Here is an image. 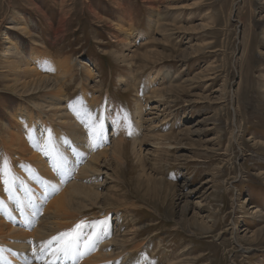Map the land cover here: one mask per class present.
<instances>
[{
    "label": "rangeland",
    "instance_id": "rangeland-1",
    "mask_svg": "<svg viewBox=\"0 0 264 264\" xmlns=\"http://www.w3.org/2000/svg\"><path fill=\"white\" fill-rule=\"evenodd\" d=\"M7 39L74 62L70 103L84 89L120 112L125 158L100 161L101 200L84 215L112 209V264H264V0H0V142L13 113L45 96L24 94L38 75L20 86L18 57L6 68ZM160 69L178 79L153 94Z\"/></svg>",
    "mask_w": 264,
    "mask_h": 264
},
{
    "label": "bare ground",
    "instance_id": "bare-ground-1",
    "mask_svg": "<svg viewBox=\"0 0 264 264\" xmlns=\"http://www.w3.org/2000/svg\"><path fill=\"white\" fill-rule=\"evenodd\" d=\"M152 16L159 20L151 19V23H161L159 14ZM7 40L9 44L4 46L3 54L11 56L6 68L14 63L13 57H18L20 66L17 74L21 73L23 77V80L21 76L18 78L20 86L22 83L30 84L31 81L27 79L38 75L24 94L30 96L37 89H43L45 96L42 101L23 103L13 113V121L1 131L0 169L6 174L5 179L15 177L16 182L9 185L11 191H5V185L0 182V264H112L116 258L111 249L115 240L107 234L112 209L99 210L106 217L102 231L96 218L92 220L94 215H84L88 210H93L101 198L103 166L100 161L104 158L120 162L125 158L127 134L120 112L116 110L117 107L112 111L111 105L103 109L98 97L94 94L89 96L84 89L80 101L70 103L65 88L69 81L76 78L74 62L56 60L50 56L51 53L25 56L18 52L14 43ZM38 66L56 68V71L51 73L53 76L48 74V77L40 78V73L35 71ZM85 72L91 74L86 68ZM164 75L171 83L178 79V76L173 77L170 70L160 69L151 73L149 78L152 79L148 82L149 88L154 89L153 94L159 93L155 91L156 84ZM83 104L86 105L84 113L81 111ZM144 111L142 103L136 104L138 127L133 136L136 149L143 140ZM110 125L114 132L108 135ZM110 137H115L113 145L109 143ZM57 194L59 196L54 199ZM38 211L41 214L38 215ZM21 215L27 216L29 224L21 219ZM78 224L82 225L80 231L84 238L92 235L94 229L100 232L95 248L88 252L92 256L87 259L86 253L85 256H61L56 259L55 241L40 255L42 245L61 233L76 230ZM86 224H89V230L84 234ZM33 249L36 250L35 256ZM80 251L84 252L83 246Z\"/></svg>",
    "mask_w": 264,
    "mask_h": 264
},
{
    "label": "snow or ice",
    "instance_id": "snow-or-ice-1",
    "mask_svg": "<svg viewBox=\"0 0 264 264\" xmlns=\"http://www.w3.org/2000/svg\"><path fill=\"white\" fill-rule=\"evenodd\" d=\"M3 169H0V182L5 185V191H11L9 185H14L16 178L12 177L11 180L5 179ZM97 224L101 225L100 231L103 230L102 226L105 223L104 221H98ZM82 228L81 224L76 225V230L72 232L61 233L58 236L52 237L51 240L47 241L44 245L41 246L40 255H43L45 249L49 248L53 242H56L57 253L56 259L63 257L75 258L77 255H83L84 252L80 251V247L83 246L86 251L90 252L95 248V241L99 237L100 232L94 229L93 234L87 236V238L82 237L80 229ZM2 251V250H0ZM33 255H36V250L33 249Z\"/></svg>",
    "mask_w": 264,
    "mask_h": 264
}]
</instances>
